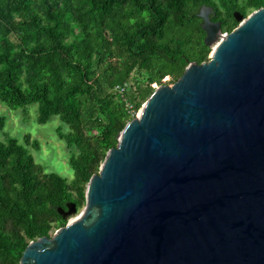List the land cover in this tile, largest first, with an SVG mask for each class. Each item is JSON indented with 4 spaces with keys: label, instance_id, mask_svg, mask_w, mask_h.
<instances>
[{
    "label": "water",
    "instance_id": "obj_1",
    "mask_svg": "<svg viewBox=\"0 0 264 264\" xmlns=\"http://www.w3.org/2000/svg\"><path fill=\"white\" fill-rule=\"evenodd\" d=\"M213 11L209 60L154 91L20 264H264V7L231 31Z\"/></svg>",
    "mask_w": 264,
    "mask_h": 264
},
{
    "label": "trees",
    "instance_id": "obj_2",
    "mask_svg": "<svg viewBox=\"0 0 264 264\" xmlns=\"http://www.w3.org/2000/svg\"><path fill=\"white\" fill-rule=\"evenodd\" d=\"M203 5L231 31L235 10L247 16L264 0H0V100L38 104L40 123L59 116L74 170L72 179L47 171L18 137L0 136V264H20L31 241L65 226L59 207L85 205L90 179L156 84L209 60Z\"/></svg>",
    "mask_w": 264,
    "mask_h": 264
},
{
    "label": "rangeland",
    "instance_id": "obj_3",
    "mask_svg": "<svg viewBox=\"0 0 264 264\" xmlns=\"http://www.w3.org/2000/svg\"><path fill=\"white\" fill-rule=\"evenodd\" d=\"M168 84H173V82ZM0 114L7 118L5 130L0 132L2 138H6V134L18 137L35 156L36 161L43 164L47 171L57 172L70 179L74 177V170L69 162L71 150L67 148L66 142L60 138L58 133L60 125L65 128L68 125L62 122L59 116H53L50 121L40 123L38 104L14 109L1 100ZM27 134H31L30 142L26 140ZM34 140L40 142L39 148L34 146ZM84 206L82 205L78 211H81ZM75 217L76 215H73L71 219Z\"/></svg>",
    "mask_w": 264,
    "mask_h": 264
},
{
    "label": "built area",
    "instance_id": "obj_4",
    "mask_svg": "<svg viewBox=\"0 0 264 264\" xmlns=\"http://www.w3.org/2000/svg\"><path fill=\"white\" fill-rule=\"evenodd\" d=\"M168 80H169V77L164 78L163 79L164 84H168ZM161 85H163V84H161ZM161 85H159V86H161ZM156 86H157V88L159 87L158 84H156ZM119 90L122 91V92H124L125 87L124 86H120L119 87Z\"/></svg>",
    "mask_w": 264,
    "mask_h": 264
}]
</instances>
